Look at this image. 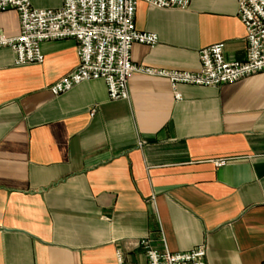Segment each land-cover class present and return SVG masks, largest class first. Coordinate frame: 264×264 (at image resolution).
Segmentation results:
<instances>
[{"label":"crops","instance_id":"crops-1","mask_svg":"<svg viewBox=\"0 0 264 264\" xmlns=\"http://www.w3.org/2000/svg\"><path fill=\"white\" fill-rule=\"evenodd\" d=\"M134 23L158 38L132 45L136 65L197 71L199 50L216 43L226 60L245 59L236 0L139 2ZM0 32L18 35L16 11L0 12ZM41 50V64L17 66L0 48V264H119L118 252L146 264L141 240L159 252L202 245L206 264L264 261V72L182 84L178 100L166 78L141 73L125 100H110L101 79L54 95L77 44Z\"/></svg>","mask_w":264,"mask_h":264},{"label":"built area","instance_id":"built-area-1","mask_svg":"<svg viewBox=\"0 0 264 264\" xmlns=\"http://www.w3.org/2000/svg\"><path fill=\"white\" fill-rule=\"evenodd\" d=\"M139 2L149 8L184 10L191 0H62L55 9L34 8L29 0H0V12L12 9L19 19L18 35L7 37L0 32V48H9L14 53V65L41 64L43 43L73 39L78 64L51 86L54 95L81 82L101 79L110 100H125L128 79L141 73L166 78L178 100L181 95L177 88L182 84L217 87L264 72V0H236L237 16L245 31L244 61L226 60L224 44L216 43L199 50L197 71L156 69L131 61L134 43L153 47L158 41L155 33L135 27ZM224 163L225 159L214 161L216 166ZM139 245L145 251L146 264H206L202 245L176 253L159 252L148 240H141ZM116 258L123 264L121 253Z\"/></svg>","mask_w":264,"mask_h":264}]
</instances>
